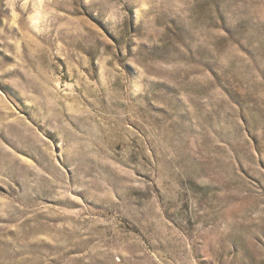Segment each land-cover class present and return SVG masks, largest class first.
Segmentation results:
<instances>
[{"label": "rangeland", "instance_id": "obj_1", "mask_svg": "<svg viewBox=\"0 0 264 264\" xmlns=\"http://www.w3.org/2000/svg\"><path fill=\"white\" fill-rule=\"evenodd\" d=\"M0 264H264V0H0Z\"/></svg>", "mask_w": 264, "mask_h": 264}]
</instances>
